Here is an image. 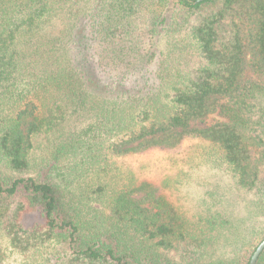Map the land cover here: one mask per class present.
I'll list each match as a JSON object with an SVG mask.
<instances>
[{"label": "trees", "instance_id": "16d2710c", "mask_svg": "<svg viewBox=\"0 0 264 264\" xmlns=\"http://www.w3.org/2000/svg\"><path fill=\"white\" fill-rule=\"evenodd\" d=\"M63 105L83 120L35 161ZM250 131L264 133V0H0V264H250L260 243L169 257L186 222L125 161L210 142L264 212Z\"/></svg>", "mask_w": 264, "mask_h": 264}, {"label": "rangeland", "instance_id": "374dc122", "mask_svg": "<svg viewBox=\"0 0 264 264\" xmlns=\"http://www.w3.org/2000/svg\"><path fill=\"white\" fill-rule=\"evenodd\" d=\"M132 24L143 31L146 25L145 11L133 16ZM64 129L42 133L36 139L32 157L35 161L48 156L55 142L65 134V129L80 124L77 118L63 105ZM218 114H212L206 123L221 120ZM262 140V141H261ZM253 149V164L264 175V133L249 132L246 139ZM140 179L149 180L160 185L162 193L175 205L184 225L186 239L175 242L172 250L166 251L174 261L180 263L207 262L212 257L259 244L264 236V212L258 209L255 194L240 187L236 175L226 163L222 151L203 140H188L177 150H151L125 158ZM36 168V167H32ZM34 171L16 173L27 176ZM14 175V176H15ZM208 219L218 224L214 233H219L220 241L210 244L204 234L212 231ZM194 237V238H192ZM225 245V247H224ZM0 248H6L5 240L0 237ZM213 253L217 255L212 256ZM46 260L48 253L43 255ZM11 264H57L56 259L44 262L42 255L38 260H26L14 253L9 255Z\"/></svg>", "mask_w": 264, "mask_h": 264}, {"label": "water", "instance_id": "95a60500", "mask_svg": "<svg viewBox=\"0 0 264 264\" xmlns=\"http://www.w3.org/2000/svg\"><path fill=\"white\" fill-rule=\"evenodd\" d=\"M204 0H198V2ZM264 251V239L260 242V244L256 247L255 251L252 254L250 264H257L261 254Z\"/></svg>", "mask_w": 264, "mask_h": 264}]
</instances>
